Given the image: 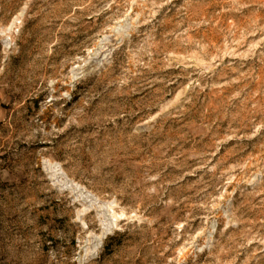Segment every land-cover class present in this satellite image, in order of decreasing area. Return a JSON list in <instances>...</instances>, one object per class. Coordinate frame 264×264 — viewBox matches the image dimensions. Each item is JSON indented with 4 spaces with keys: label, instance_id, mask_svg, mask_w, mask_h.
I'll return each instance as SVG.
<instances>
[{
    "label": "rangeland",
    "instance_id": "374dc122",
    "mask_svg": "<svg viewBox=\"0 0 264 264\" xmlns=\"http://www.w3.org/2000/svg\"><path fill=\"white\" fill-rule=\"evenodd\" d=\"M0 264H264V0H0Z\"/></svg>",
    "mask_w": 264,
    "mask_h": 264
}]
</instances>
